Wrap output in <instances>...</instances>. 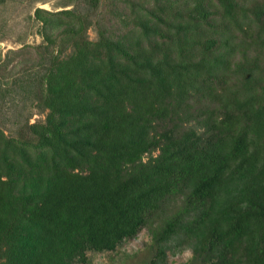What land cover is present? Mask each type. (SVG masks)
Returning a JSON list of instances; mask_svg holds the SVG:
<instances>
[{"label":"trees","instance_id":"1","mask_svg":"<svg viewBox=\"0 0 264 264\" xmlns=\"http://www.w3.org/2000/svg\"><path fill=\"white\" fill-rule=\"evenodd\" d=\"M131 1L38 7L43 41L0 51V264L87 263L143 227L154 263L264 264V0Z\"/></svg>","mask_w":264,"mask_h":264},{"label":"rangeland","instance_id":"2","mask_svg":"<svg viewBox=\"0 0 264 264\" xmlns=\"http://www.w3.org/2000/svg\"><path fill=\"white\" fill-rule=\"evenodd\" d=\"M113 1L102 0L98 13L104 21L108 17L117 19V7L127 12L131 0H123L124 2L121 1L118 6L113 4ZM74 2L76 0H4L0 2L1 53L5 54L8 49H19L25 44L36 45L43 41L42 22L35 17L36 8L56 11L70 8ZM88 34L91 39H95L97 37L96 27L92 26ZM3 104L0 100V106ZM7 109L8 107L4 111ZM44 118L45 114L35 112L31 121ZM0 120L4 122L7 133L11 131L10 129H15V124L9 118L5 119L2 116ZM157 253L158 247L152 233L148 227H143L134 237L125 239L114 250L89 251L88 262L83 264H195L192 262L193 251L188 246L167 248L164 259L156 260L157 263H154L153 260L157 258Z\"/></svg>","mask_w":264,"mask_h":264}]
</instances>
